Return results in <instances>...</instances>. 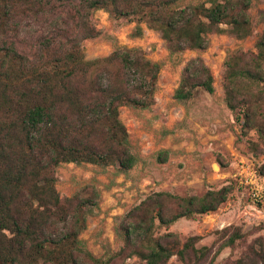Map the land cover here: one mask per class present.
<instances>
[{"label":"trees","instance_id":"1","mask_svg":"<svg viewBox=\"0 0 264 264\" xmlns=\"http://www.w3.org/2000/svg\"><path fill=\"white\" fill-rule=\"evenodd\" d=\"M183 0H0V264H110L126 254L133 264H215L198 237L183 243L159 235L181 219L215 212L231 187L202 196L167 191L147 195L118 224L117 253L93 257L79 239L86 227V204L72 209L56 190L60 164L115 166L131 171L138 158L131 151L119 110H148L154 105L160 65L138 48L118 47L108 56L85 59L81 41L96 36L93 11L114 20L141 24L160 33L171 54L203 50L210 34L237 39L251 35L250 0H208L178 8ZM256 54L235 53L225 61V102L235 113L255 153L264 145V31ZM199 90L212 95L213 77L200 58L183 68L173 98L187 103ZM259 229H264V224ZM221 247L238 249L234 264H264L262 237L245 244L239 228L219 232ZM244 247V248H243Z\"/></svg>","mask_w":264,"mask_h":264},{"label":"rangeland","instance_id":"2","mask_svg":"<svg viewBox=\"0 0 264 264\" xmlns=\"http://www.w3.org/2000/svg\"><path fill=\"white\" fill-rule=\"evenodd\" d=\"M183 0L178 8L207 3ZM252 33L237 39L227 33L210 34L205 49L171 54L159 32L141 24L142 34L134 36L135 23L114 20L104 10L91 13L96 36L81 41L85 59L108 56L118 47L138 48L160 65L154 105L148 110L123 107L119 118L125 125L137 165L121 174L117 167L91 164H60L55 173L56 190L62 200H71L72 209L86 204V227L79 236L84 248L95 258L117 253L122 241L116 230L126 213L147 195L167 191L179 196H202L208 190L231 187V193L215 212L181 219L159 235L171 233L183 243L198 237L196 248L208 247L207 261L218 251L215 264H234L239 250L221 247L219 232L239 228L245 244L262 237L264 242V145L253 153L248 141L253 132L243 133L236 115L225 102L223 76L225 61L235 53L256 54L258 35L264 31V0H250L248 8ZM200 58L213 77L214 93L202 90L187 103L174 100V91L186 63ZM264 69V65H263ZM264 89V83L262 84ZM264 109V108H263ZM244 248V247H243ZM126 254L110 264H133ZM83 264H91L83 259ZM168 264H181L176 256Z\"/></svg>","mask_w":264,"mask_h":264}]
</instances>
